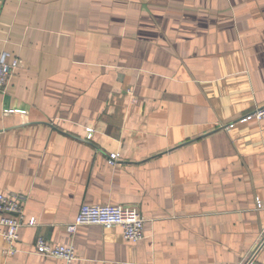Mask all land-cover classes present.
I'll return each instance as SVG.
<instances>
[{"label": "crops", "instance_id": "crops-1", "mask_svg": "<svg viewBox=\"0 0 264 264\" xmlns=\"http://www.w3.org/2000/svg\"><path fill=\"white\" fill-rule=\"evenodd\" d=\"M3 50L0 192L34 219L6 264H264V118L240 120L264 104V0H0ZM84 204L137 209L143 237L67 231Z\"/></svg>", "mask_w": 264, "mask_h": 264}, {"label": "built area", "instance_id": "built-area-1", "mask_svg": "<svg viewBox=\"0 0 264 264\" xmlns=\"http://www.w3.org/2000/svg\"><path fill=\"white\" fill-rule=\"evenodd\" d=\"M22 66V61L14 53L7 50L0 52V91H3L14 72ZM264 118V104L242 116L241 121ZM85 138L90 139L92 128H85ZM119 153L108 154L107 162L116 164ZM24 196L20 194L5 195L0 192V264H6L7 259L17 252L16 243L19 238V228L24 224L33 225L34 219L24 221ZM257 206L260 201L257 200ZM144 219L140 212L133 207H122L116 204L91 205L80 207L74 220L65 225V229L74 232L78 225L97 224L102 227L120 226L124 239L136 242L143 237ZM34 252L44 257L60 258L65 262L76 259V252L72 245H64L47 241L44 238L36 239Z\"/></svg>", "mask_w": 264, "mask_h": 264}]
</instances>
